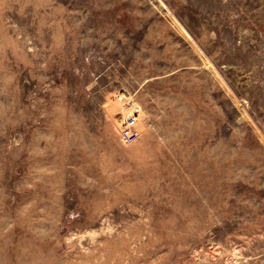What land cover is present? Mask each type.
<instances>
[{
  "label": "rangeland",
  "instance_id": "1",
  "mask_svg": "<svg viewBox=\"0 0 264 264\" xmlns=\"http://www.w3.org/2000/svg\"><path fill=\"white\" fill-rule=\"evenodd\" d=\"M0 264H264V0H0Z\"/></svg>",
  "mask_w": 264,
  "mask_h": 264
}]
</instances>
